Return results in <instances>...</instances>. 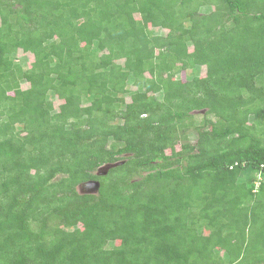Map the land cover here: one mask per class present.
<instances>
[{
	"label": "trees",
	"instance_id": "1",
	"mask_svg": "<svg viewBox=\"0 0 264 264\" xmlns=\"http://www.w3.org/2000/svg\"><path fill=\"white\" fill-rule=\"evenodd\" d=\"M0 264H264V0H0Z\"/></svg>",
	"mask_w": 264,
	"mask_h": 264
},
{
	"label": "water",
	"instance_id": "2",
	"mask_svg": "<svg viewBox=\"0 0 264 264\" xmlns=\"http://www.w3.org/2000/svg\"><path fill=\"white\" fill-rule=\"evenodd\" d=\"M121 164L122 162H117L114 164H106L98 169L97 175L98 176L105 175L110 168L115 167L117 165H121ZM99 187H100V184L98 181L89 180V181L81 183L78 186V191L81 194H96L99 190Z\"/></svg>",
	"mask_w": 264,
	"mask_h": 264
},
{
	"label": "rangeland",
	"instance_id": "3",
	"mask_svg": "<svg viewBox=\"0 0 264 264\" xmlns=\"http://www.w3.org/2000/svg\"><path fill=\"white\" fill-rule=\"evenodd\" d=\"M33 61V58L30 54H23L21 51H18L17 58H16V63H19L21 66L25 67L26 65H29ZM204 74V71L201 73V75ZM181 77V74L179 75ZM182 77H184V74L182 73ZM198 113V112H197ZM196 114V113H195ZM202 116L201 113L198 114L197 117V123H200ZM188 141L191 144H196L197 142V134L195 132H192L188 134ZM179 149V148H177ZM97 173V172H96Z\"/></svg>",
	"mask_w": 264,
	"mask_h": 264
}]
</instances>
